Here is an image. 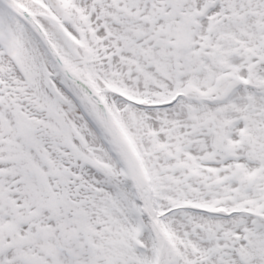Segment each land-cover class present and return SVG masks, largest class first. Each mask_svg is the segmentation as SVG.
I'll return each mask as SVG.
<instances>
[{
    "label": "snow or ice",
    "instance_id": "obj_1",
    "mask_svg": "<svg viewBox=\"0 0 264 264\" xmlns=\"http://www.w3.org/2000/svg\"><path fill=\"white\" fill-rule=\"evenodd\" d=\"M0 264H264V0H0Z\"/></svg>",
    "mask_w": 264,
    "mask_h": 264
}]
</instances>
